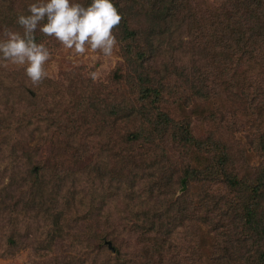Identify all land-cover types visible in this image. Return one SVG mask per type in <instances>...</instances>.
Segmentation results:
<instances>
[{"label":"trees","instance_id":"obj_1","mask_svg":"<svg viewBox=\"0 0 264 264\" xmlns=\"http://www.w3.org/2000/svg\"><path fill=\"white\" fill-rule=\"evenodd\" d=\"M73 1L85 6L91 3V0ZM34 2L2 0L0 38L5 27L20 30L17 16L27 14V6ZM112 2L122 15L119 27L113 31L122 43L124 59V65L114 77L126 85L118 102L94 99L93 108L84 115L83 121L96 111L105 116L103 135L109 137L111 133L113 137L116 127L122 129L120 138L137 151L132 155L133 161L125 162V166L132 165L134 178L140 177L142 194L145 192L146 196L130 218L123 216L126 222L123 221L121 231L109 238L112 247L95 237L99 243L97 249L106 246L116 254L113 260L107 258L101 264H264V0H214L211 4L196 0ZM187 32L194 36L189 41ZM35 37L37 43L45 45L54 39L40 32ZM195 43L208 63L206 71L195 65L185 66L178 85L166 82L167 69L151 66L150 61L157 56L172 55L173 51L191 48ZM244 59L248 67L242 66ZM9 63L0 61V85L19 80V88L12 93L22 101L27 94V88L22 89L24 66L15 74L11 73ZM183 86L188 89V98L180 94ZM223 94L227 95L228 102L238 106L234 121L226 124L237 125L238 117L246 113V123L252 129L246 144L249 149L229 146L222 138L212 140L224 124V118H217L222 114L218 110L210 111L206 118L217 127L205 140L196 136L189 122L191 117H205L198 102L214 101L208 104L211 106L222 100ZM8 99L12 101L11 96ZM9 100L7 104L12 103ZM13 110L0 108V160L13 162L17 169L28 167L21 174L22 184L16 186L27 188L25 194L32 191L30 202L36 205L31 207L34 209L53 190L48 192L51 180L61 175L57 167L56 171L49 170L53 168L34 159L36 153L28 140L38 133L45 136V142L50 139L55 143L61 136L64 139L59 150L64 151L66 143H75L87 132L86 125L80 119H73L72 109L66 110L65 117L33 110L36 113L33 118L38 123L28 139L24 137L26 119L16 121ZM98 130L95 126V131L89 130V133L100 134ZM169 143L171 146L167 149ZM250 151L260 159L253 169L248 164L249 156L247 164L244 162V153ZM177 152L179 156L185 155L182 157L186 160L185 166L172 165ZM149 157L155 161L148 160ZM53 160L51 157L48 164ZM157 165L167 174L158 172ZM100 176L108 180L105 200L113 202L118 196L123 204L136 197L130 186L121 192L108 171ZM3 180L0 177V183ZM58 185L57 180L55 186ZM184 185L187 190L179 194ZM93 187L91 193L95 198L102 192L98 191L99 187ZM43 210L47 223L44 226L52 221L58 225L59 214L54 217L52 212ZM199 222L206 223L205 228ZM108 224L116 222L110 220ZM167 225L169 229L161 230ZM128 226L131 229L127 235ZM207 226L210 230H206ZM163 235L166 237L161 242L158 239ZM132 239L135 246L131 244ZM124 244L127 248L134 246L136 253L129 256ZM84 254L90 257L104 253L99 254L91 246Z\"/></svg>","mask_w":264,"mask_h":264},{"label":"rangeland","instance_id":"obj_2","mask_svg":"<svg viewBox=\"0 0 264 264\" xmlns=\"http://www.w3.org/2000/svg\"><path fill=\"white\" fill-rule=\"evenodd\" d=\"M196 1L202 2V4H211L214 0ZM1 2L2 0H0V4ZM16 31L22 32V29ZM192 36L187 32L188 41ZM117 41L113 55L106 57L99 51L93 52L90 46L83 55H77L73 50L64 48L55 38H52L45 45L51 54L50 59L43 66L46 77L39 84H33L24 72L22 76L25 84L22 83V89L27 88V94L22 101L13 97L12 93L13 90L16 91L19 88V80L0 85V108H5L6 111L8 108L14 109L16 121L26 119L27 123L23 124L28 126L24 129V137L29 139V133L35 131L36 123H38L37 119L33 118L38 111H42L48 116L55 114L65 117L66 110L72 109L73 119L83 121L84 115L93 108L91 103L94 99H110L118 102L123 96L121 93L126 82H117L114 77L116 73H119V68L124 65L122 43L118 38ZM177 50L173 51L172 55L165 54L161 58L157 56L153 61H150L153 69L168 70L166 82L181 84L184 67L188 65H195L201 71H206L208 63L204 60V53L196 43L191 48L181 47ZM247 62V59H244L242 66L248 67ZM9 64L12 66L11 73L15 74L22 67L11 62ZM92 73H95V79L92 78ZM187 93L188 89L183 86L180 94L188 98ZM34 95L36 98L32 97ZM9 96L12 97V101L8 99ZM7 100L12 103L7 104ZM220 101L211 106L208 104L214 101L197 103L203 109L205 117H202L205 119L191 117L193 119H190L189 122L196 136L202 141L208 135L213 134L217 124L211 123L206 118L210 111L218 110L222 114L217 115V118H224V124L216 130L219 134L214 135L212 140L222 138L229 146L234 145L235 148L242 150L249 149L246 144L252 129L246 123V113H242L238 117L237 125H233V123L228 125L226 123L234 121V110H237L238 106L236 103L228 102V97L224 94ZM59 110L62 112L58 113ZM104 119L105 116L102 113L92 112L89 119L83 121L86 125L84 130L87 132L77 138L75 143H66L64 151L59 150L64 139L61 136L55 143L50 139L45 142V136L38 133L33 134L28 140L31 149L36 153L33 155L34 159L36 157L48 168L49 166L53 168L49 170L56 171L57 167L61 175V177L58 175L54 180H51L52 185H50L51 188H48V192L53 190L47 194V200L42 202L38 208L31 209V207H36L30 202L33 198L32 191L28 190L25 194L24 191L27 188L16 186L17 183L22 184L21 174L28 167L21 169L18 166L17 169L13 162L5 159L0 160V177L4 179L0 183V264H101L100 261L104 259L113 260L116 254L106 246L97 249L99 243L94 240L95 237L98 240L103 239L104 245L109 248L112 247V241L109 238L112 239L114 234L117 235L121 231L124 222H126L123 216L130 218L146 195L145 192L142 194L143 185H140L142 184L140 177L134 178L135 171L130 169L132 165H129V168L128 165L125 166V162L133 161L132 155L137 153L136 148L129 145L124 138H120L122 129L118 127L115 129L113 137L111 133L109 137L103 135L104 132L101 129L104 126L102 122ZM95 126L98 127L100 134L89 133V130L95 131ZM56 138L57 136H54V140ZM110 138L112 139L110 140ZM51 143L54 145L52 146ZM170 146L171 143L166 144L167 149ZM175 154L172 165L185 166L186 160L182 159V157L185 158V155L179 156L178 152ZM244 154L246 164L247 157H250L248 164L252 169L259 165L260 159L255 153L250 151ZM51 157H54V160L49 165ZM164 158L166 159V156ZM178 169L181 170V168ZM62 171L65 174H62ZM107 171L112 175L113 182L118 183L121 192L126 191V186L135 190L136 197L133 201H126L122 204L118 196H116L118 200L114 197L113 202L105 200L108 180L104 181L100 175ZM157 171L164 175L167 174L161 167L159 169L158 165ZM15 177H19L18 180L14 179ZM57 180L59 185L55 186ZM12 182L15 184L12 185ZM92 185H94L93 188L99 187L98 191L102 192L97 193L95 198L91 193ZM172 189L173 186L168 191L170 192ZM186 190L187 186L184 185L178 193L181 194ZM43 209L52 212L54 217L55 214H59L58 225L52 221L44 226L47 223ZM110 220L115 221L116 224H108ZM204 224L199 222V226L203 228H205ZM169 228L167 225L161 230ZM127 229L125 233L128 235L131 228L128 226ZM206 230H210V226H207ZM165 237L163 235L158 240L163 242ZM135 243L132 239L131 244L135 246ZM91 246L92 250L104 254L87 257V254L84 253H87ZM116 246H120V243ZM123 246L127 248L126 244ZM134 246L127 248L129 256L136 253ZM94 258L95 261L92 260Z\"/></svg>","mask_w":264,"mask_h":264},{"label":"clouds","instance_id":"obj_3","mask_svg":"<svg viewBox=\"0 0 264 264\" xmlns=\"http://www.w3.org/2000/svg\"><path fill=\"white\" fill-rule=\"evenodd\" d=\"M121 21L112 0H91L87 6L73 0H36L27 6V14L17 16L22 32L4 28L0 61L24 66L26 76L39 84L46 77L43 66L51 54L44 43L36 42L37 32L54 37L77 55H83L90 46L93 52L109 57L118 43L113 30ZM91 76L95 79V73Z\"/></svg>","mask_w":264,"mask_h":264}]
</instances>
